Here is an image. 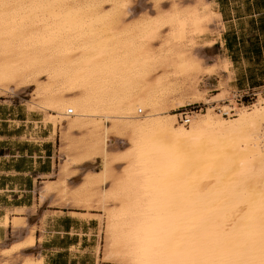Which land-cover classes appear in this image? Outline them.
<instances>
[{
  "label": "bare ground",
  "instance_id": "1",
  "mask_svg": "<svg viewBox=\"0 0 264 264\" xmlns=\"http://www.w3.org/2000/svg\"><path fill=\"white\" fill-rule=\"evenodd\" d=\"M146 2L0 0V94L34 88L35 100L41 96L45 106L33 97L27 102L32 108L49 111L50 121L59 118L62 131H88L101 145L102 168L86 174L84 190L75 195L79 199L89 188L115 179L117 160L110 156L122 155L124 172L113 189L122 205L107 212V233L116 236L108 244L109 255L132 264H264V97L250 109L236 106L235 115L225 116L214 112L216 105L229 109L222 104L227 99L222 84L210 99L198 92L174 93L177 89L168 94L176 83L173 78L163 74L151 79L149 70L163 27L168 24L171 39H177L181 17H222L205 0L186 12L174 7L158 15L148 13ZM134 10H141L142 18L133 36L132 26L125 23ZM75 47L82 50L78 56L70 55ZM50 52L63 56L58 71L49 65ZM194 59L193 68L200 64V57ZM55 72L64 76L66 93L43 85V78L50 81ZM197 103L207 105L206 110L188 126L179 122L176 111ZM113 135L129 146L110 150ZM98 159L97 153L88 152L79 165L90 167ZM50 184L44 193L71 191L65 180ZM139 186L148 187L147 198L133 197ZM0 226L8 227V221ZM33 243L24 240L1 249L5 260L0 264H8L9 257ZM118 243L125 246L115 250ZM23 258L21 264L43 262L32 255Z\"/></svg>",
  "mask_w": 264,
  "mask_h": 264
},
{
  "label": "rangeland",
  "instance_id": "2",
  "mask_svg": "<svg viewBox=\"0 0 264 264\" xmlns=\"http://www.w3.org/2000/svg\"><path fill=\"white\" fill-rule=\"evenodd\" d=\"M160 1L165 2L163 3L164 5L160 4L161 3ZM205 1L211 2L209 0H205ZM220 1L222 2L221 5L224 10L225 21H228V23L226 24L223 22L222 18L219 19L216 17L213 18L215 21L207 20L208 22L206 20H200L194 18L193 15H191L190 17L188 16L186 18L181 17L178 20L179 26H177L178 29L177 39H175V37H173L174 39H171L172 28L169 27L168 24L163 27L162 32L163 31L164 32L162 34L163 38L161 41H163L164 43L162 42L161 44V41H159L158 44L156 43L154 45L155 46L153 47L154 52L155 51L156 52L153 54H156L157 61L154 60V62H152L154 65L153 68H152L153 65L150 64L151 68L149 67L150 68L149 70L151 71L152 74V75L150 74L151 79H155V77L156 79L160 78L162 77L163 74L164 75L168 74L171 80L173 78L174 81H172V83L176 82L175 83L176 85L175 84L172 85L171 90H169L168 94L170 95L173 94L174 89H177L174 91V93L179 92L182 94L190 95L191 93L198 92V94L200 93L201 98L210 99L212 98V96H214V94L217 93L218 90H214V91L210 90L206 83L207 82L206 78H210V80H214L215 78H217L219 81L218 85L220 84L223 85V90L226 92V98L229 91L234 89H239L241 88V85H243L242 88H244L247 86L258 87L264 84V0H252L251 4H248L247 0H220ZM249 1L251 2V0ZM146 3L148 4L149 7L148 13L151 15H158V13L164 12L165 10L169 12H173L174 7L186 12L195 5L201 6L205 4V2L202 3V0H147ZM107 8L106 10L111 9V7L109 8V6ZM210 8L213 11H218L215 8V4H213ZM140 11L134 10L133 12L134 16L132 15L133 17L131 16V18L126 21L127 23H125V26L127 27L129 26V28H131L132 26V35L134 33L137 34L139 31V27H140L139 23L141 21L140 19L142 18V16L140 17L139 14L141 13ZM135 23L138 25H136ZM229 34L232 35L233 43H234V46L232 47V49H230V52L226 55V56H230V59L225 57L224 58L218 57L214 59L212 63H208L205 56L206 47L211 46L213 43L217 41L220 43L221 40L225 39ZM167 38L170 39L168 40ZM166 39H167V43L169 42L168 45L165 42ZM135 40L138 39L135 38ZM76 48L77 47H75V51L73 50L70 52L73 53L70 55H74L77 52L76 56H78L79 54L82 53L81 49L78 48L76 49ZM12 53L14 54L15 52ZM36 53H38V51H36ZM48 54H50L49 65L51 64V66L52 65L54 66L51 67L52 70L55 69L56 71H58L57 68L61 65L60 63L62 61L63 56L62 55L60 56V54L55 55L53 52H50ZM145 54L143 56H145L146 58L149 57L151 58V56L153 58V56H155L152 54L149 55L148 53ZM156 56L154 57V59L156 58ZM194 56L200 57V60L198 61L200 64H197V66L193 68L191 67V65L195 64ZM231 60L234 63H232ZM211 64H214V68L210 67ZM53 75L55 77L52 76L53 78L51 77L50 81L47 80L48 77L45 76L43 78V85L44 86L49 85L50 86L49 91L53 89L52 91H55L54 93L56 94H60V92L66 93V91L64 90L66 88L65 87L66 85H64V76L58 74V72L57 73L55 72V74ZM51 81L53 82V84L51 83ZM178 89H180L181 91H179ZM33 92H34V88L31 89L23 88L9 93L1 92L0 98L6 99L8 103H11L13 105V107L17 106L18 109L17 111L21 112L23 110L24 113L28 115V120L42 121L41 124L38 123L31 124L32 127L33 126L38 127L40 125L42 127L46 126L47 130L49 129L52 130L53 128L52 135L56 132V137H53L50 134L51 136L50 139L52 140L56 139L57 141V146H56L57 152L55 156L57 157V163L59 165L58 167L60 168L58 179L64 178L63 180H65L66 178H68L67 179L68 182L66 180L65 181L67 182V184L69 183L68 184V186L70 185L69 188L76 187L84 180H85L84 182H86L88 178L86 175L84 177V173L89 167H86V165L81 166L83 167V171H81L79 175H78L79 173L78 171L77 172L74 171V167L80 166L79 165L80 160L84 158L88 152L90 153L92 152V153H97L99 159L96 160L95 162H92L93 164L90 167L94 168L92 169L93 171H99L102 168V166H101V157L99 155L101 150L98 149V147L101 145L97 144L96 143L97 141L95 139H91L88 134V131L86 130L84 131L78 130L75 132H67L65 129H63V131L60 130L61 127L59 126V122H60L59 118H57L54 121H50L49 120L50 117L48 115L51 113L49 111L44 110L40 106L32 108L30 104L27 103L30 100L33 101V97H34ZM67 94L68 95L73 94V96H75L76 94L78 95L79 93L74 92L71 94L70 93ZM37 98L38 99L35 100L34 97V102L40 103L41 101L42 104L40 105L45 106L42 97L39 96ZM200 104L201 106H203V103ZM206 108L207 105L204 107V111L206 110ZM143 112L144 114L148 113L146 110H143ZM214 112L218 113V110L216 109L214 110ZM48 121L53 125L47 124ZM39 136L40 135L38 134L35 135L34 133H31V134H27L26 139H30V138L32 139V137L38 138ZM120 138L122 137L115 135L109 136L108 146L110 150L112 149L116 151H122L129 146L125 142L126 140L123 141ZM114 141H117L118 144ZM121 157L122 155L110 156L111 160L114 159L117 160L115 167L116 169L115 179H114L116 181L121 177V175H123L124 172L123 171L124 163H120L121 161H119V158ZM68 160L71 162L70 163L71 165L70 164L66 165L67 164L66 162ZM74 175H78L77 178H74L72 181H69V179ZM63 180H60L58 183L60 184ZM114 180L109 181L102 186H94L92 188H89L86 192H84L83 195L84 197L82 196L80 199L75 195L78 191L84 190L83 188H81L84 182L74 190L70 188L71 191H69V194L68 192L63 193L62 191L58 190L54 192L51 191L53 194L49 196L54 197L55 199L54 204L56 205L73 206L76 208H84V209L86 208L88 210H94L97 213H101L95 216V218L99 221L100 224L99 235L101 236V239H103L102 248H103L104 258L114 263L132 264L129 261L122 260V257L118 256L117 254L109 255L108 253H106L109 248L108 244L113 243V241L116 242L115 240L116 236L114 235L113 237V235H111L112 237H110V234L107 233L109 229V220L107 219V214H108L107 212L109 209L111 208L114 209L115 207L116 210L117 207L122 205L121 200L118 198L117 195L113 193V189L115 188V184H116V181ZM50 185L51 184L48 183L47 187H49ZM127 189H131V188L128 187ZM105 190L107 191V193H105L104 195V193L102 192ZM133 190H132V194L134 195L133 197L140 196V198L142 197V199L147 198L144 193L146 190H148V187L145 186V188H143L139 186L138 188L136 189L134 188ZM104 205L107 209L103 208ZM89 216H87L86 219H89ZM120 245H123V247L125 246V244L118 243L116 245L117 248H115V250H118V247L120 248ZM22 256L24 257L27 255L17 254L9 257L8 264H21L22 260L24 259ZM4 260L5 258L1 256L0 262L1 261L3 262Z\"/></svg>",
  "mask_w": 264,
  "mask_h": 264
},
{
  "label": "crops",
  "instance_id": "3",
  "mask_svg": "<svg viewBox=\"0 0 264 264\" xmlns=\"http://www.w3.org/2000/svg\"><path fill=\"white\" fill-rule=\"evenodd\" d=\"M209 1L215 4L223 22L228 23L222 2ZM247 1L252 3V0ZM233 46V38L229 34L220 43L217 41L215 45L206 47L208 63L218 57L230 59L226 55ZM206 81L210 90H217V78H206ZM17 110V106L13 107L6 99L0 98V223L8 220V227L0 226V250L20 241L33 240V245L20 254L32 255L36 259L42 257V264H122L106 260L103 256L100 224L95 218L101 213L56 205L54 197L49 196L53 193H44L48 183L63 180L58 179L57 141L50 139L53 128L32 127L31 124H41L42 121H30L23 110ZM31 133L40 136L26 139ZM81 166L74 167L78 175L83 171ZM92 169L89 167L84 177L88 172H98ZM84 181L70 188L75 189ZM75 213L81 217L74 216Z\"/></svg>",
  "mask_w": 264,
  "mask_h": 264
},
{
  "label": "built area",
  "instance_id": "4",
  "mask_svg": "<svg viewBox=\"0 0 264 264\" xmlns=\"http://www.w3.org/2000/svg\"><path fill=\"white\" fill-rule=\"evenodd\" d=\"M260 96L264 97V84L258 87H244L239 89H234L229 91L228 97L222 104H227L229 106L228 111H224L221 106L216 105V109L219 113H223L225 116H228V113L231 115H235L237 113L236 106L238 107H247L251 108L257 102ZM206 105L203 104L201 106L198 104L187 105L183 108H180L176 111L178 116V121L185 124L186 126L190 125L192 120L200 113L204 111V107ZM142 110L139 111V114H143ZM68 114L72 116L73 110L70 109Z\"/></svg>",
  "mask_w": 264,
  "mask_h": 264
}]
</instances>
